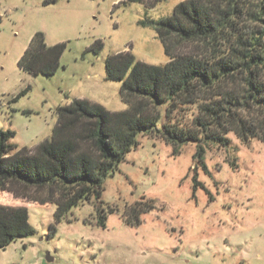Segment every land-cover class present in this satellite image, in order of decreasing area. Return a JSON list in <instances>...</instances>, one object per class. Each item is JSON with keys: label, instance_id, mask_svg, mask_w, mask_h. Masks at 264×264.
Returning a JSON list of instances; mask_svg holds the SVG:
<instances>
[{"label": "rangeland", "instance_id": "rangeland-1", "mask_svg": "<svg viewBox=\"0 0 264 264\" xmlns=\"http://www.w3.org/2000/svg\"><path fill=\"white\" fill-rule=\"evenodd\" d=\"M123 1L0 0V132L14 133L15 151L51 140L59 109L75 100L126 111L122 84L106 81L110 57L131 52L148 65L168 63L156 31L142 22L169 17L187 0ZM37 33L49 47L66 45L55 75L32 77L19 67ZM220 49L228 52L225 44ZM204 50L182 44L176 53ZM178 109L172 116L191 120L193 107ZM159 113L161 129L166 107ZM228 137L227 147L205 144L200 160L194 143L175 154L156 132L140 133L138 146L106 179L101 201L57 223L55 206L23 200L35 233L0 251V264H264V143ZM138 203L151 209L129 225L126 211Z\"/></svg>", "mask_w": 264, "mask_h": 264}, {"label": "trees", "instance_id": "trees-1", "mask_svg": "<svg viewBox=\"0 0 264 264\" xmlns=\"http://www.w3.org/2000/svg\"><path fill=\"white\" fill-rule=\"evenodd\" d=\"M142 25L156 31L169 61L148 65L131 52L107 60L106 81L122 84L126 111L111 113L75 100L59 109L52 139L35 150L15 151L9 144L14 133L0 132V251L35 233L23 200L55 206L57 223L80 205L101 201L106 179L138 146L142 132H156L175 154L194 143L200 160L205 144L227 147L231 133L243 143H264V0H187L171 16ZM193 43L205 48L202 55L176 53L178 46ZM224 44L228 52L221 51ZM65 49L49 47L37 33L19 67L32 77L55 75ZM187 106L194 109L190 121L172 116ZM161 107L167 123L159 129ZM31 190L48 197L30 196ZM150 209L141 203L128 207L126 222L139 225ZM106 219L101 217L100 226Z\"/></svg>", "mask_w": 264, "mask_h": 264}, {"label": "water", "instance_id": "water-1", "mask_svg": "<svg viewBox=\"0 0 264 264\" xmlns=\"http://www.w3.org/2000/svg\"><path fill=\"white\" fill-rule=\"evenodd\" d=\"M47 260H48L49 262L53 261V259H51V258H49V257L47 258Z\"/></svg>", "mask_w": 264, "mask_h": 264}]
</instances>
